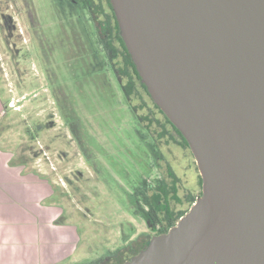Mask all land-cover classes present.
<instances>
[{
	"label": "rangeland",
	"instance_id": "rangeland-1",
	"mask_svg": "<svg viewBox=\"0 0 264 264\" xmlns=\"http://www.w3.org/2000/svg\"><path fill=\"white\" fill-rule=\"evenodd\" d=\"M56 2L0 0V179L41 184L45 203L62 209L58 264H101L138 236H157L137 212L136 187L157 185L169 164L180 194L198 196L200 172L190 148L155 147L87 12Z\"/></svg>",
	"mask_w": 264,
	"mask_h": 264
},
{
	"label": "water",
	"instance_id": "water-1",
	"mask_svg": "<svg viewBox=\"0 0 264 264\" xmlns=\"http://www.w3.org/2000/svg\"><path fill=\"white\" fill-rule=\"evenodd\" d=\"M202 195L124 264H264V0H111Z\"/></svg>",
	"mask_w": 264,
	"mask_h": 264
},
{
	"label": "crops",
	"instance_id": "crops-1",
	"mask_svg": "<svg viewBox=\"0 0 264 264\" xmlns=\"http://www.w3.org/2000/svg\"><path fill=\"white\" fill-rule=\"evenodd\" d=\"M48 196L41 184L0 179V264L64 262L63 212Z\"/></svg>",
	"mask_w": 264,
	"mask_h": 264
},
{
	"label": "trees",
	"instance_id": "trees-1",
	"mask_svg": "<svg viewBox=\"0 0 264 264\" xmlns=\"http://www.w3.org/2000/svg\"><path fill=\"white\" fill-rule=\"evenodd\" d=\"M113 10V6L111 4ZM113 17L117 23L118 30L120 32L119 22L116 19L115 12L113 10ZM119 38L125 45L123 38L119 34ZM125 51L127 55V70L130 72L131 68L137 77L141 80V76L137 70V67L131 57V54L128 51V48L125 46ZM143 87L147 90V86L142 83ZM149 93V92H148ZM158 107L161 117L158 119V140L166 139L172 141L173 143L183 147L190 148L188 141L182 134V132L172 123V121L166 116L162 109ZM148 123V126H146ZM144 126L152 134L153 125L152 119L148 116L144 117ZM165 175L158 180V184L153 186L144 180L140 187L135 190V198L142 199L144 207L143 209L144 216L149 220L151 228L157 229V235L166 234L170 231L171 228L177 225L182 217H184L191 209L196 200L202 195V191L198 196H190L187 194H180V178L177 176L173 168L167 164V170L164 172ZM199 184L202 190L203 180L201 175H199ZM148 244V243H147ZM143 249H132L128 250H119L111 258L107 259L101 264H124L127 261L131 260L134 256L138 255ZM141 250V251H140ZM95 264V263H92Z\"/></svg>",
	"mask_w": 264,
	"mask_h": 264
},
{
	"label": "flooded vegetation",
	"instance_id": "flooded-vegetation-1",
	"mask_svg": "<svg viewBox=\"0 0 264 264\" xmlns=\"http://www.w3.org/2000/svg\"><path fill=\"white\" fill-rule=\"evenodd\" d=\"M60 1L62 0H57L56 5H58ZM66 1L71 5L81 7L84 11L87 12L89 16V20L92 22V24L96 29L97 43L101 51L104 53V56L106 57L108 63V70H110L115 74L119 86L125 92L124 97L129 105L130 110L135 114L136 118H138L137 120L140 126H142L143 128H146L144 126V117L146 116H148L149 118L151 117L152 125L154 126L153 127L154 133H152V138L155 139L154 144L155 147H157L159 143L158 119L161 117V114L158 107L155 106L156 103L154 102L151 94L148 93L149 92L148 89L146 90L143 87L142 78L140 80L137 77V75L134 73L132 68L130 72L127 70V55L125 51L126 43L124 45L122 40L119 38V34L122 37L121 29L119 32L117 23L113 17L114 8L112 10L111 0H66ZM146 126H148V123H146ZM150 148L152 150L154 147L150 146ZM136 188L134 189L133 197H134V202L136 203L137 212L139 213V207L141 208V210H143L144 205L141 198L140 199L135 198L134 194ZM154 230H157L156 231V235H157L158 228ZM152 237L153 236L149 237L147 235L138 236L136 240H133V242L127 245L123 250H128L129 248H131L130 250L143 249L147 243H148L147 246L149 245V242L151 241Z\"/></svg>",
	"mask_w": 264,
	"mask_h": 264
}]
</instances>
